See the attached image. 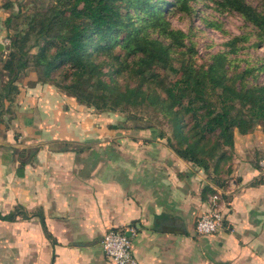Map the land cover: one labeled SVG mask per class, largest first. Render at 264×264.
<instances>
[{
    "label": "rangeland",
    "instance_id": "rangeland-1",
    "mask_svg": "<svg viewBox=\"0 0 264 264\" xmlns=\"http://www.w3.org/2000/svg\"><path fill=\"white\" fill-rule=\"evenodd\" d=\"M54 1L0 0L1 201L6 199L5 194L8 197L14 194L15 178L24 173L19 169L21 162L30 161L41 148L60 150L100 144L107 147L128 142L139 146H169L167 138L160 137V132L162 130L167 136H173L172 123L155 106L146 104L131 107L127 111H104L80 103L63 88V84L70 81L66 79V70H62L64 66L52 74L57 83L39 81L38 73L32 67H26L18 73L9 72L6 61L12 50L10 34L15 32L16 27L25 28L29 15ZM165 1L173 0L159 2L168 27L183 31L186 35L182 47L172 48L176 64L191 59L196 65L205 66L211 63L213 56L225 52L228 72L232 78L236 75L237 85L243 82L248 85L264 84V38L255 25L241 14L223 8L219 4L220 0H185L186 7L181 4L166 5ZM246 1L258 10L264 7V0ZM10 15L13 17V27L8 29L5 20ZM147 31L153 38L164 39L159 35V30L152 26ZM236 37L239 39L235 41V51L232 52L231 42ZM164 42L170 44L171 40L166 38ZM36 51L37 48H32L31 55ZM113 53L119 55L118 62L109 53H96V60L102 64L105 73L119 67L113 74V80L108 75H105V79L120 88L136 86L139 78L134 74L135 65L142 55L130 54L119 46ZM156 67L155 71L160 74L156 79L170 77L169 70ZM243 71L245 73L241 77ZM148 80V85L156 87V81L151 77ZM132 113L139 119H131ZM116 124L123 126L111 127ZM60 134L71 135L74 139L54 138V135ZM247 135H253V138L244 140ZM214 139L211 136L202 142L210 145ZM263 139V122H258L246 135L235 130V142L238 145L225 148L230 159L221 161L218 168L216 157L210 159L208 171L194 164L204 172L208 187L212 188L210 191L204 189V195L211 201V197L218 194L220 200L217 204L228 215L225 214L222 229L207 237L201 236L195 226L193 243L185 248L187 258L198 259L199 264H264V183H259L264 181ZM8 159L13 162L11 170L5 164ZM245 162H249L254 167L253 172L257 173L249 180L244 174ZM255 181L258 184L252 186ZM233 215L235 218H232ZM221 251L225 254L221 255Z\"/></svg>",
    "mask_w": 264,
    "mask_h": 264
},
{
    "label": "trees",
    "instance_id": "trees-1",
    "mask_svg": "<svg viewBox=\"0 0 264 264\" xmlns=\"http://www.w3.org/2000/svg\"><path fill=\"white\" fill-rule=\"evenodd\" d=\"M159 2L55 0L29 15L25 28L16 27L10 34L12 50L7 68L10 73H18L32 67L39 81L55 83L52 74L64 66L62 70H66V79L70 81L63 88L80 103L100 110L127 111L146 104L155 106L173 128V136L161 130L160 137H166L168 145L180 157L205 171L209 170V160L216 157L218 168L221 161L230 159L225 148L234 147L235 130L247 134L258 122L264 123V84L237 85L236 75L232 78L228 72L225 52L213 56L205 66H198L191 59L176 64L172 48L182 47L186 35L168 27ZM164 3L186 7L185 0ZM219 4L241 14L264 38V7L258 10L246 0H220ZM12 18L10 15L5 20L8 29L13 27ZM149 26L158 29L164 39L151 37ZM166 38L171 40L170 44L164 42ZM238 39L231 42L232 52ZM117 46L130 54L142 55L135 65L134 74L139 78L136 86L120 88L105 79L108 75L113 80L119 67L105 73L96 53H109L118 62L119 55L113 53ZM32 48H37L33 55ZM156 66L169 70L170 77L156 79L160 76ZM149 77L156 81V87L148 85ZM130 118L139 119L135 113ZM211 136L215 139L210 145L202 142ZM257 184L255 181L252 186ZM17 214L0 212V219L14 220Z\"/></svg>",
    "mask_w": 264,
    "mask_h": 264
},
{
    "label": "crops",
    "instance_id": "crops-1",
    "mask_svg": "<svg viewBox=\"0 0 264 264\" xmlns=\"http://www.w3.org/2000/svg\"><path fill=\"white\" fill-rule=\"evenodd\" d=\"M5 164L12 169L11 159ZM244 168L247 180L257 174L249 162ZM19 169L14 194L0 200L2 214L18 212L14 220L0 219V264H113L104 234L132 227L140 264H199L185 248L211 207L203 193L209 183L170 146L45 147Z\"/></svg>",
    "mask_w": 264,
    "mask_h": 264
},
{
    "label": "built area",
    "instance_id": "built-area-1",
    "mask_svg": "<svg viewBox=\"0 0 264 264\" xmlns=\"http://www.w3.org/2000/svg\"><path fill=\"white\" fill-rule=\"evenodd\" d=\"M220 196L215 194L211 197L209 211L200 215L196 230L200 235L213 234L224 226L225 214L222 208L217 204ZM136 233L134 227L125 230L119 228L109 229L103 236L101 244L106 256L113 264H140L133 253V236Z\"/></svg>",
    "mask_w": 264,
    "mask_h": 264
}]
</instances>
